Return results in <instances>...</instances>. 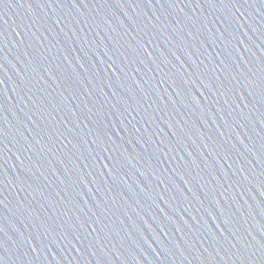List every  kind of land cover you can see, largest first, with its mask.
I'll use <instances>...</instances> for the list:
<instances>
[{
    "label": "water",
    "instance_id": "water-1",
    "mask_svg": "<svg viewBox=\"0 0 264 264\" xmlns=\"http://www.w3.org/2000/svg\"><path fill=\"white\" fill-rule=\"evenodd\" d=\"M0 66L3 264H258L264 0H0Z\"/></svg>",
    "mask_w": 264,
    "mask_h": 264
},
{
    "label": "snow or ice",
    "instance_id": "snow-or-ice-1",
    "mask_svg": "<svg viewBox=\"0 0 264 264\" xmlns=\"http://www.w3.org/2000/svg\"><path fill=\"white\" fill-rule=\"evenodd\" d=\"M206 2L211 3L213 2V0H206ZM221 2H223V0H221ZM241 15H243V13H241ZM2 67V66H0ZM95 143V142H93ZM0 167H2V165H0ZM113 169L116 170V165L113 166ZM0 231H3V228L0 227ZM258 246V251L260 252V257L258 258V264H264V241H262L261 243H259ZM0 248H3L5 251L7 250L4 246L3 241H0ZM0 257H3L2 255H0ZM0 264H3V260L0 259Z\"/></svg>",
    "mask_w": 264,
    "mask_h": 264
}]
</instances>
